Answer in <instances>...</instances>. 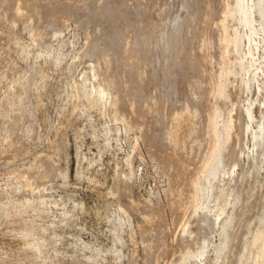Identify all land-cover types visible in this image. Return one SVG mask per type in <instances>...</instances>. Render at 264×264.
<instances>
[{"label": "rangeland", "instance_id": "obj_1", "mask_svg": "<svg viewBox=\"0 0 264 264\" xmlns=\"http://www.w3.org/2000/svg\"><path fill=\"white\" fill-rule=\"evenodd\" d=\"M230 1L0 0V264H264V0H239L223 60ZM212 104L224 169L194 211Z\"/></svg>", "mask_w": 264, "mask_h": 264}, {"label": "bare ground", "instance_id": "obj_2", "mask_svg": "<svg viewBox=\"0 0 264 264\" xmlns=\"http://www.w3.org/2000/svg\"><path fill=\"white\" fill-rule=\"evenodd\" d=\"M227 1V0H226ZM19 2V1H18ZM225 3V2H224ZM241 5L242 4H240V1L239 0H234V1H230V2H227V4L225 5V8H224V11H223V13H224V15H223V17H222V19H221V21H219V23H218V26L217 27H219V29H220V31H221V33H220V35H219V44H221V49H222V51H221V57H222V59L223 60H226V59H229V55L231 54L232 55V53L234 54V53H236V49L240 46V43H241V41H240V39L237 37V35L235 34V33H233V32H231L230 30H229V27L230 26H228V23H227V21L229 20V19H231V14L234 12V11H236V10H239L240 8H241ZM243 7V6H242ZM242 9V8H241ZM15 14H16V16H19V17H21V16H23L24 14H23V12H22V6H21V4H17L16 6H15ZM246 19H247V13H246ZM232 28V27H231ZM218 29V30H219ZM233 30V29H232ZM249 43V42H248ZM249 46V45H248ZM201 48H203L204 49V51H206L207 52V54L206 55H203V60H204V62H209L210 61V57H212L211 56V48H212V40L211 39H209L208 37H206L205 39H203V41H202V45H201ZM250 50V49H249ZM248 50V51H249ZM249 53V52H248ZM250 53H251V51H250ZM220 55V54H219ZM230 55V56H231ZM251 55V54H250ZM233 60H234V58H232ZM236 59V58H235ZM222 60V61H223ZM219 61V60H218ZM229 61V60H228ZM227 61V62H228ZM231 61V60H230ZM229 61V62H230ZM225 62V61H224ZM228 62V63H229ZM223 63V62H222ZM221 63V64H222ZM227 63V65H220L222 68H221V70L219 69V74H226V73H228L230 70H232V68H233V66H234V61H233V63H229L228 64ZM225 64V63H224ZM143 75V74H142ZM218 77H216V75L215 74H210L209 76H208V82L206 83V84H208V89H209V95L210 96H213L214 98H225V99H227L228 97H229V95H228V92L227 93H220L219 91H218V88H219V83H218V79H217ZM109 80V79H108ZM111 80V79H110ZM106 81V80H105ZM115 81L116 80H114V79H112L111 80V84L112 83H115ZM106 83V82H105ZM248 85V84H247ZM246 85V86H247ZM109 86H111V85H109ZM105 88H106V86H104ZM200 90V89H199ZM195 91V90H194ZM222 92V91H221ZM194 94V93H193ZM195 95V94H194ZM228 101V100H227ZM224 102V101H223ZM226 103V102H225ZM118 105V102H117V100H115L114 101V104L113 105ZM216 104V103H215ZM116 105V106H117ZM221 108V106H219V105H211V106H209V108H208V116H207V129H208V132L207 133H209V135L211 136V138H212V143H211V148H210V151L207 153V155H205V157L203 158V162H201V160H200V162H201V165H199V168L197 169V172H196V177H193L194 179L190 182V185H189V189H188V199H189V203L191 204V206L193 207V209H194V211H195V202H196V200H197V191H198V187H197V183H196V178H197V174L199 173V172H201V171H203V169H204V167L206 166V164H208V162L210 161V159H211V157H212V155H213V153H214V151H216L217 150V152H216V155H215V162H214V174L215 175H218L219 174V171H220V169H221V166H222V164L224 163V158H223V155H224V152L226 151V149H227V146L225 145V144H222V145H220L219 143H218V136H217V132L215 131V117H216V114H217V111L219 110ZM186 109H187V107H186ZM194 112V111H193ZM196 113H197V111H196ZM247 113H248V118H252V112L250 111V108L249 109H247ZM176 114V113H175ZM197 115V114H196ZM195 115V116H196ZM192 116V115H191ZM194 116V117H195ZM181 118H184L183 117V112L182 113H179V114H176L175 115V118H174V120L176 121V125H175V127L176 126H179L180 125V123L182 122L181 121ZM190 118V117H189ZM191 120H192V118H191ZM186 122H187V120H186ZM190 122V121H189ZM193 123H194V121H193ZM186 124V123H185ZM191 124H192V122H191ZM174 126V125H173ZM181 126V125H180ZM188 126V125H187ZM194 127H195V125H194ZM191 128V127H190ZM226 128H227V132H228V138H227V141H229V139L231 138V136L233 135V133H235L236 134V136L237 137H239L240 135H241V133L239 132V131H235V132H233L234 131V129H235V123H234V120H233V118L232 117H230L228 120H227V124H226ZM238 130V129H237ZM181 132V131H180ZM191 132H192V129H191ZM195 132V131H194ZM189 133H190V131H189ZM196 133V132H195ZM190 136V135H189ZM168 137V136H167ZM178 134H177V127H176V130L175 129H173V130H171L170 132H169V138L168 139H170V141L173 143V144H178V140H180V139H178ZM236 137V138H237ZM169 141V140H168ZM172 143H171V145H172ZM184 163H186V162H184ZM184 163H182L181 164V166H182V168L184 169V167H185V164ZM200 164V163H199ZM223 167V166H222ZM223 169H224V167H223ZM230 220H231V217H228L226 220H225V222H224V224H223V231H222V233H221V237H222V243L220 242V244H222V249H224L225 248V246H226V242H227V240H228V238H229V233H228V227H229V224H230ZM263 235H264V232L263 231H261V230H258V232L256 233V235H255V238H254V240H255V242H259V241H262L263 240ZM220 250V249H219Z\"/></svg>", "mask_w": 264, "mask_h": 264}]
</instances>
